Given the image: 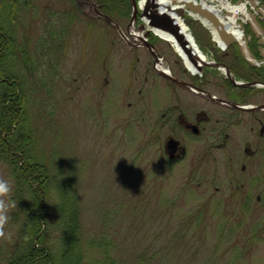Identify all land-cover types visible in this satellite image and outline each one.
I'll use <instances>...</instances> for the list:
<instances>
[{
	"label": "rangeland",
	"instance_id": "374dc122",
	"mask_svg": "<svg viewBox=\"0 0 264 264\" xmlns=\"http://www.w3.org/2000/svg\"><path fill=\"white\" fill-rule=\"evenodd\" d=\"M29 1L7 25L19 48L25 46L26 60L16 50L6 71L25 94L31 151L50 169V189L65 177L74 186L85 240L105 234L126 264H264V209L243 211L238 198H228V186L216 185L221 193L215 192L208 170L168 166L159 156L150 121L168 88L160 79L142 82L147 74L134 69L131 41L120 35L130 32V17H110L113 25L82 15L78 0ZM191 21L183 23L193 37L206 34ZM152 39L164 68L177 71L178 54ZM0 180L10 188L0 193L8 217L0 225V264H7L26 212L4 159ZM30 216L39 218V212ZM141 255L146 258L139 262Z\"/></svg>",
	"mask_w": 264,
	"mask_h": 264
},
{
	"label": "flooded vegetation",
	"instance_id": "af4514ba",
	"mask_svg": "<svg viewBox=\"0 0 264 264\" xmlns=\"http://www.w3.org/2000/svg\"><path fill=\"white\" fill-rule=\"evenodd\" d=\"M75 5L82 15L101 18L95 0ZM257 26L264 31L260 19ZM253 27L244 23L240 37L203 28L206 34L195 39L212 61L204 59L199 74L175 61L177 71L166 68L172 79L158 72L157 65L164 64L153 35L129 40L134 69L147 74L142 82L160 79L168 88L150 121L159 156L168 166L188 164L198 174L208 170L215 192L221 193L216 185L228 186V198H238L243 211L264 209V33H251Z\"/></svg>",
	"mask_w": 264,
	"mask_h": 264
},
{
	"label": "trees",
	"instance_id": "16d2710c",
	"mask_svg": "<svg viewBox=\"0 0 264 264\" xmlns=\"http://www.w3.org/2000/svg\"><path fill=\"white\" fill-rule=\"evenodd\" d=\"M29 2L0 0V159H4L10 168L15 190L19 192L22 209L26 212V221L7 264H126L119 260L113 242L105 234L98 239L85 240L72 182L67 177L58 181L53 179L50 189V169L36 161L32 154L33 137L26 123V97L18 78L6 71L16 50L22 56L25 51V46L19 48L14 30L7 25L17 21L20 4L27 8ZM95 2L109 17H130L129 0ZM74 11L77 14L76 9ZM74 13L70 14L71 20L76 18ZM189 24L192 26L191 22ZM21 59L25 61V55ZM24 195L30 199L28 202L21 199ZM50 199H53V224L47 215ZM31 211H38L39 218L30 216ZM51 233L53 239H49ZM144 258L146 255L139 256V262Z\"/></svg>",
	"mask_w": 264,
	"mask_h": 264
},
{
	"label": "water",
	"instance_id": "95a60500",
	"mask_svg": "<svg viewBox=\"0 0 264 264\" xmlns=\"http://www.w3.org/2000/svg\"><path fill=\"white\" fill-rule=\"evenodd\" d=\"M203 1H208V3ZM130 2L133 9L132 21L135 22L137 19L141 20L142 24L139 26L138 30L142 32L143 37L146 38L152 33L160 39L167 41V39L159 36L155 31L170 35L179 45L180 50L184 53L192 68H190L186 64L184 58L177 51L176 52L181 57L188 70L193 74L200 72V65H202L204 61L197 55L196 44L190 33L189 36L192 38L196 50L189 48L187 35L181 27V23L184 24L183 21L186 16L201 21L211 29L212 34L233 36V33L229 31L227 24L232 16L231 12L223 9L219 13L215 8H211V5L217 4L218 0H169V2L161 0H146L142 7L140 6L139 0H130ZM235 4L237 6L242 5L248 16L256 23V25L258 24L257 16L253 11L254 8H256L253 0H249L248 7L243 0H237ZM258 14L261 15L262 13L258 12ZM107 19L111 21L109 18ZM244 19L247 20L248 18L244 13H240L239 20L243 22ZM242 22L240 24L238 23L240 27H242ZM260 31L262 30L260 29ZM252 32L254 34L256 33L254 29H252ZM158 72L161 76L172 79L168 72L159 70Z\"/></svg>",
	"mask_w": 264,
	"mask_h": 264
},
{
	"label": "bare ground",
	"instance_id": "6f19581e",
	"mask_svg": "<svg viewBox=\"0 0 264 264\" xmlns=\"http://www.w3.org/2000/svg\"><path fill=\"white\" fill-rule=\"evenodd\" d=\"M161 1H164V2H167V1H168V2H169V0H161ZM143 3H144V0H142L140 4L143 5ZM220 4H221L224 8H226V9L232 11V12H235V10H236V7H233V6L229 5V4L226 3V2H221ZM238 9H239V8H238ZM242 11H243V9H242ZM180 23H181V22H180ZM234 24H235V23H234V19L231 18V23L229 24V28H231V29L233 30L234 33L240 35L241 32H240L239 30H236V27H235ZM181 27L184 29L185 34L187 35V38H188V41H189V42H188V43H189V48H190V49H193V50H196V49H195L194 42H193L192 38L189 36V32L186 31V27H185V25L181 23ZM155 32H156L157 34H159V36L163 37L164 39H167L169 45H170L171 47H173L174 50L177 51V52H178V53L184 58L186 64H187L190 68H192V67H191V64H190V63L188 62V60L186 59L184 53H182V51L180 50L179 45L176 43V41H175L170 35H168V34H166V33H162V32H160V31H155ZM131 33L134 34V35H135V34H138V33H136L132 28H131ZM197 55L199 56V58H200L201 60L205 59V57H204L200 52H198ZM157 68H158V69H162V70H164V71H167V69H166V68H163V67L161 66V64L157 65Z\"/></svg>",
	"mask_w": 264,
	"mask_h": 264
},
{
	"label": "clouds",
	"instance_id": "9594fccd",
	"mask_svg": "<svg viewBox=\"0 0 264 264\" xmlns=\"http://www.w3.org/2000/svg\"><path fill=\"white\" fill-rule=\"evenodd\" d=\"M10 191L9 185L7 181L0 180V193H8ZM7 205L4 201L0 200V225L7 221V215L3 211L6 209ZM3 234L2 227H0V235Z\"/></svg>",
	"mask_w": 264,
	"mask_h": 264
}]
</instances>
